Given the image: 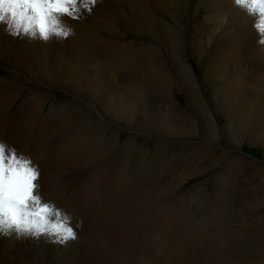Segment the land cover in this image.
Wrapping results in <instances>:
<instances>
[{
	"label": "bare ground",
	"instance_id": "6f19581e",
	"mask_svg": "<svg viewBox=\"0 0 264 264\" xmlns=\"http://www.w3.org/2000/svg\"><path fill=\"white\" fill-rule=\"evenodd\" d=\"M189 2L103 0L102 4H92L88 7L92 10L87 16L92 20L94 27L91 29L94 32L87 38L95 45L82 42L79 52L88 58L92 57L93 61H90L99 67V71L117 73L122 82L141 85L149 92L147 96L157 101L164 100L168 108L161 122L163 134H179L178 126L173 128V121L180 120V117L175 118L177 106L172 95L183 91L187 100L199 110L207 126V133L203 136L210 143V134L214 133L210 121L212 116L196 97V81L190 67L182 60L174 63L173 60L165 59V56L177 59L183 52L182 41L187 39L188 32H191L189 42L190 38L194 41L195 28L188 31L180 22ZM166 5H170L168 9ZM202 8L206 12L203 11L210 34L206 44L226 32L234 40L238 39L240 34L234 30L237 23L251 22L233 6L232 0H193V13ZM74 16L76 18L73 21L84 22L81 12ZM3 26L5 29L6 24L0 23V29ZM120 27L136 36V41L128 38L122 40ZM101 35L106 43L112 45L102 49L97 42ZM116 35L121 38L122 44L119 46L115 44L118 39ZM5 38H9L8 33L0 30V41ZM10 38V44L16 41L17 50H23L19 42L28 37ZM145 38L150 39L147 45ZM70 40L84 41L78 33ZM132 42L138 44L137 50H141L139 52L142 54L131 53L129 48ZM47 52L44 49L40 53L46 55ZM109 53L114 54V59L105 56ZM136 58L141 60L134 64ZM155 59L160 67H169L160 69L159 73L154 72L150 68ZM121 61L125 63L122 65ZM209 70L210 66L206 73ZM6 91L0 86V136L33 157L42 169L46 192L59 204L73 211L83 221V227L78 230L79 238L70 241L67 246L51 243L43 237L39 240L12 241L0 236V264H85L86 255L96 256L94 249L100 242L110 250L119 249L117 256L123 264H190L187 263L190 260L188 256L194 259L190 261L191 264H199L200 256L209 258L211 255L207 249L210 246V221L214 219H220L227 231L226 241L221 242L226 253L221 252L222 258H217L212 264H264V223L257 225L246 222L242 219L246 212H236L242 196L236 186L231 184L235 176L234 164L225 166L214 176L212 190L190 189L187 195H180L177 193L180 188H177L171 193L165 179L172 174L173 164L162 161L161 144L156 143L150 151L147 144V147H143L132 139H126L119 146L114 134L104 133L107 131L101 128L96 133H5V122L18 119L26 106L34 105L42 98L30 92L12 113L10 109L17 98L8 101ZM97 104L101 107L107 105L111 109L127 107L124 100L108 94L101 96ZM70 107V110L80 113L79 105ZM43 110L42 107L30 117L41 120V115H46ZM47 115H51V111ZM123 117L122 112L119 119ZM200 162L208 163L207 156L202 157ZM177 166L186 170L189 179L194 176V157L179 159ZM88 167L89 171L82 170ZM252 210L250 208L249 212ZM53 226L57 225H50ZM100 232H104V235L98 237ZM114 251L108 256H115Z\"/></svg>",
	"mask_w": 264,
	"mask_h": 264
},
{
	"label": "rangeland",
	"instance_id": "374dc122",
	"mask_svg": "<svg viewBox=\"0 0 264 264\" xmlns=\"http://www.w3.org/2000/svg\"><path fill=\"white\" fill-rule=\"evenodd\" d=\"M166 6L168 9L170 5ZM203 11L202 8L193 13V0H190L186 10L182 12L180 22L188 31L195 28L194 41L190 38L189 42L191 32H188V42L185 39L182 41L183 52L177 59L170 56H165V59L173 60L174 63L182 60L190 67L196 81V97L212 116L210 121L214 126V133L210 134V143L203 136L207 133V126L200 117L199 110L187 100L183 91L172 95V100L177 106L175 118L180 117L178 121L173 119V128L178 126L179 134H163L161 122L164 121L163 113L168 108L164 100L157 101L147 96L149 92L141 85L122 82L117 73L99 71V67L90 61H93L92 57L81 55L79 48L82 42L90 46L95 45L87 38L94 32L87 11L81 12L84 18L81 23L65 17L74 26L75 31L79 30L76 33L83 36L84 41L81 42L68 39L62 43H44L27 38L19 42L24 47L23 50H17L16 41L10 44L9 34V38L1 39L0 86L7 89L5 94L8 101L17 98L10 111L13 113L30 92L42 97L38 103L26 106L18 119L5 122V133H96V130L101 128L107 131L104 133H113L119 141V146L123 145L126 139H132L143 147L148 145L150 151L155 148L156 143L161 144L162 161L173 164L172 174L165 179V183L171 193L180 188L177 191L180 195H187L190 189L212 190L214 176L232 163L235 165V176L231 184L236 186L242 196L236 206V212H246L242 216L246 222L257 225L264 223V48L256 44V34L251 28V22L241 21L234 28L240 34L238 39L234 40L231 34L226 32L206 44L210 34L207 30L206 12ZM1 28L0 30H5L4 26ZM120 28L122 40L128 38L136 41V36L129 34L123 27ZM120 37L115 42L116 46L122 44ZM145 39L147 45L150 39ZM97 42L102 49L112 45L106 43L102 35ZM44 49L48 51L46 55L40 53ZM129 49L133 55L142 54L141 50H137L139 48L135 42H132ZM105 56L111 57L110 59L115 57L111 53ZM140 60L136 58L133 62L136 64ZM155 61L156 59L150 69L156 73L169 67H160ZM121 62L122 65L125 63ZM209 66L210 70L206 73ZM107 94L124 100L127 107L111 109L107 105H98L97 100ZM75 104L79 105L81 114L70 110V106ZM42 107L46 115H41V120L30 117L33 113L37 114ZM49 111L51 115L48 116ZM122 112L125 117L119 119ZM204 156H207L208 163L201 164ZM190 157H194L195 168L194 176L189 179L186 170L178 168L177 161ZM73 168L76 169H69ZM82 170L89 171V167ZM250 208L254 210L249 212ZM210 225V246L207 251L211 255L209 258L200 256L199 258H202L198 260L199 264H204L206 260L205 264H212L222 258V253H226L221 247V242L226 241L227 229L220 219L210 221ZM103 235L104 232H100L98 237ZM109 250L100 242L94 249V253H98L96 258L86 255L85 264H123L117 256L120 250ZM113 251L116 252L115 256H108ZM188 257L190 260L185 262L191 264L190 261L194 259ZM248 262L250 261H246Z\"/></svg>",
	"mask_w": 264,
	"mask_h": 264
},
{
	"label": "clouds",
	"instance_id": "9594fccd",
	"mask_svg": "<svg viewBox=\"0 0 264 264\" xmlns=\"http://www.w3.org/2000/svg\"><path fill=\"white\" fill-rule=\"evenodd\" d=\"M102 3L91 0V5ZM232 4L251 20L256 44L264 48V0H232ZM21 12L31 17L33 27L21 29L16 25L14 17ZM64 17L76 18L52 11L47 0H0V23L6 24L5 31L12 37L62 43L76 35L74 26ZM53 224L59 230L50 227ZM82 227L83 221L73 211L46 192L42 169L33 157L0 136V236L12 241L43 237L67 246L79 238Z\"/></svg>",
	"mask_w": 264,
	"mask_h": 264
},
{
	"label": "snow or ice",
	"instance_id": "6c2138e0",
	"mask_svg": "<svg viewBox=\"0 0 264 264\" xmlns=\"http://www.w3.org/2000/svg\"><path fill=\"white\" fill-rule=\"evenodd\" d=\"M52 11L64 14L75 15L82 9H87L91 5V0H47ZM17 26L23 25L27 28L31 26V17L24 13H17L14 17ZM59 230V226H53Z\"/></svg>",
	"mask_w": 264,
	"mask_h": 264
}]
</instances>
